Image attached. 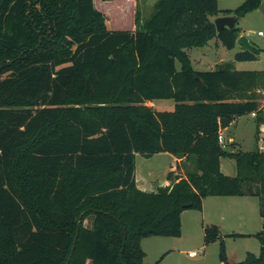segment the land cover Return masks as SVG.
<instances>
[{
  "label": "trees",
  "instance_id": "16d2710c",
  "mask_svg": "<svg viewBox=\"0 0 264 264\" xmlns=\"http://www.w3.org/2000/svg\"><path fill=\"white\" fill-rule=\"evenodd\" d=\"M218 12V0H156L134 30H112L94 0H0V264H147L142 238L179 237L182 211L201 210L205 197L246 195L263 219L259 254L229 262L221 240L219 259L264 264V81L254 70H196L186 52L214 38L236 45L240 28L217 31ZM154 99L174 104H145ZM252 112L255 147L222 145L220 131ZM136 153L193 166L143 190ZM221 158L235 161V175ZM203 231L206 244L221 238L215 225Z\"/></svg>",
  "mask_w": 264,
  "mask_h": 264
},
{
  "label": "rangeland",
  "instance_id": "374dc122",
  "mask_svg": "<svg viewBox=\"0 0 264 264\" xmlns=\"http://www.w3.org/2000/svg\"><path fill=\"white\" fill-rule=\"evenodd\" d=\"M244 1L218 0L219 12L217 16L212 17V20L224 16L227 9H234ZM134 2L132 0H94V5L104 14L107 28L130 30L137 18L142 21L150 16L156 0H134ZM235 25L240 28L241 35H244L253 46L260 50L254 59L237 60L235 54L241 49L239 45L227 48L214 38L204 46L186 49L191 65L196 70L217 68L254 70L258 72L259 85H261L264 81V0H260L257 8L239 17ZM259 31L261 34H258ZM176 67L180 68L179 62H176ZM258 91L260 107L264 108V88ZM145 104L154 109L163 110L172 109L174 102L172 99H154ZM254 117L250 113L238 116L236 122L225 131L226 135L233 136L237 142L231 145V150L246 151L255 147L257 136ZM259 144L260 142L257 145ZM171 162L172 158L168 155L145 156L136 153V175L146 177L149 180L148 188L151 189V181L160 183L166 178L165 170L169 168ZM192 166L190 163L189 169ZM192 211L196 215V221L193 227L184 225L182 235L179 237L149 236L141 239L140 245L145 253L144 261L147 264H163L164 261L158 263L160 257L165 256L172 247L175 248L173 252L175 255L178 254L177 250H184L182 254H179L180 264H224L219 259L221 240L229 262L241 261L248 253L259 254L261 243L256 234L262 229L263 219L259 214L257 197L249 195L210 196L204 200L203 211L195 209ZM89 223V221L85 222L87 225ZM212 225L219 228L221 238L206 244L203 230ZM233 233L237 234L233 235ZM200 249L203 250L202 253L198 252ZM193 251L197 255L189 256L188 253Z\"/></svg>",
  "mask_w": 264,
  "mask_h": 264
},
{
  "label": "crops",
  "instance_id": "0c3cea01",
  "mask_svg": "<svg viewBox=\"0 0 264 264\" xmlns=\"http://www.w3.org/2000/svg\"><path fill=\"white\" fill-rule=\"evenodd\" d=\"M134 2V0H132ZM136 3V1L134 2ZM135 29V25L130 29V30H134ZM242 33H240L241 35ZM251 115V114H250ZM252 116V115H251ZM253 117V116H252ZM236 122V119L231 122V124L222 129L220 131V133L222 134L223 140L225 144L228 143H237L235 141V138L233 136H228L226 135L225 131H227V129ZM259 143V142H258ZM257 143V144H258ZM260 147V144H259ZM231 149V148H230ZM168 155L171 156L172 158V162L170 163V166L167 170H165L166 172V178H164L160 183L158 181H151L152 182V188L149 189L148 188V184H149V180L146 179V177L140 175L139 177H137L136 175V171H135V180H136V184L139 188L143 189V190H154L156 189L158 186H166V185H170L172 184L174 181H177L179 178L185 177L186 171L189 170V164L190 162L185 161L184 158H177L169 153H157L156 155ZM155 155V154H154ZM220 169L224 174L227 175H235L236 174V166H235V161L233 159L230 158H221L220 159ZM210 197V196H208ZM207 197L203 198L202 200V208L201 210H197V211H203L204 208V200ZM194 209H185L182 211L181 213V235L183 232V226L184 225H189L191 227H193L194 222L196 221V215L193 213ZM223 217V216H220ZM171 250H169V252L166 253V255L158 262H163V264H180V256L179 254H182V252H184V250L179 249L177 250L178 254L175 255L174 250L175 248H170ZM191 252L188 253L189 256Z\"/></svg>",
  "mask_w": 264,
  "mask_h": 264
},
{
  "label": "water",
  "instance_id": "95a60500",
  "mask_svg": "<svg viewBox=\"0 0 264 264\" xmlns=\"http://www.w3.org/2000/svg\"><path fill=\"white\" fill-rule=\"evenodd\" d=\"M263 8V6H260ZM237 19L233 15H224L216 17L214 20V24L216 26V30L220 31L223 28H233L235 26ZM236 44L241 47L242 50H253L254 46L249 42V40L244 35H239L236 39Z\"/></svg>",
  "mask_w": 264,
  "mask_h": 264
},
{
  "label": "built area",
  "instance_id": "2783aa9c",
  "mask_svg": "<svg viewBox=\"0 0 264 264\" xmlns=\"http://www.w3.org/2000/svg\"><path fill=\"white\" fill-rule=\"evenodd\" d=\"M258 34H261V32L259 31ZM251 115H252V116H255V113L252 112ZM258 129H259V132H258V134H259V139H258V141L260 142V144H262V143H264V123H263V124H260ZM218 140H219V142H220L222 145L225 144L221 133H219V135H218ZM260 148L264 150V144L261 145ZM198 252H199V253H202L203 250L200 249ZM190 255H191V256H195V255H197V254H196L195 251H193V252L190 253Z\"/></svg>",
  "mask_w": 264,
  "mask_h": 264
}]
</instances>
